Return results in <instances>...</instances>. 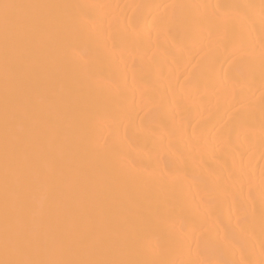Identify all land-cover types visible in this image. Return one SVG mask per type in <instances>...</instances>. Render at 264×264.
<instances>
[{
	"label": "bare ground",
	"instance_id": "bare-ground-1",
	"mask_svg": "<svg viewBox=\"0 0 264 264\" xmlns=\"http://www.w3.org/2000/svg\"><path fill=\"white\" fill-rule=\"evenodd\" d=\"M19 2L82 6L63 65L78 67L91 91L60 96L54 78L45 90L61 112L88 105L92 142L124 172L107 182L110 169L89 158L75 179L106 206L133 188L164 202L141 236L139 258L264 264L261 0ZM235 4L254 5L248 11L255 23L218 7ZM2 98L0 60V227ZM64 139L72 145L70 134Z\"/></svg>",
	"mask_w": 264,
	"mask_h": 264
},
{
	"label": "snow or ice",
	"instance_id": "snow-or-ice-1",
	"mask_svg": "<svg viewBox=\"0 0 264 264\" xmlns=\"http://www.w3.org/2000/svg\"><path fill=\"white\" fill-rule=\"evenodd\" d=\"M81 7L0 0V264H165L139 258L141 236L164 202L154 204L133 188L106 206L89 183L75 179L89 158L107 165V182L118 181L124 172L115 167L111 153L92 142L93 113L88 105L80 104L74 115L61 112L45 90L54 78L60 96L76 92L87 96L91 91L78 67L63 65L64 45L76 32ZM218 7H228L255 23L248 11L254 5ZM260 25L264 38V0ZM69 134L71 146L64 139Z\"/></svg>",
	"mask_w": 264,
	"mask_h": 264
}]
</instances>
